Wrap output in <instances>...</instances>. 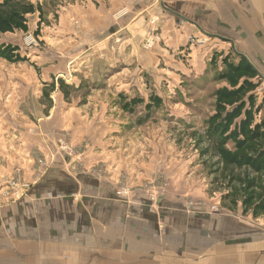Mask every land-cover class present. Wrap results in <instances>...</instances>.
Instances as JSON below:
<instances>
[{
  "label": "rangeland",
  "instance_id": "374dc122",
  "mask_svg": "<svg viewBox=\"0 0 264 264\" xmlns=\"http://www.w3.org/2000/svg\"><path fill=\"white\" fill-rule=\"evenodd\" d=\"M28 1L41 8L28 16L29 30L2 35V42L20 47L23 61L0 57V264H207L221 245L231 255L238 252L239 241L226 238L228 227L220 217L235 215L232 220L253 231L256 224L222 207V189L211 184L210 166H204L206 158L190 136L213 112L215 88L227 85L216 81L223 56L237 62L238 49L221 48L223 38L214 42L213 36L189 33V53L211 42L214 49L204 62L184 52L182 61L166 63L154 47L144 46L152 29L133 47L111 36L118 20L115 14L104 19L101 12L110 10L113 0ZM141 17L148 28L150 21ZM155 36L154 45L162 42ZM146 53L152 54L143 59ZM262 77L256 91L260 100ZM152 95L163 104L148 114ZM134 98L145 102L127 111L125 104ZM53 169L109 184L125 200L142 192L154 211L170 212L165 204L177 203L208 214L182 220L178 229L166 228L159 247L149 239V245L137 248L141 252H124L121 258L99 252L94 238L87 250L64 248L38 256L28 247L35 237H27L10 210L24 200L31 208L33 189ZM214 206L221 211L214 212Z\"/></svg>",
  "mask_w": 264,
  "mask_h": 264
},
{
  "label": "crops",
  "instance_id": "0c3cea01",
  "mask_svg": "<svg viewBox=\"0 0 264 264\" xmlns=\"http://www.w3.org/2000/svg\"><path fill=\"white\" fill-rule=\"evenodd\" d=\"M101 13L104 19L115 14L118 21L113 25L111 36L118 37L116 41L127 47L142 41L147 30L152 29L162 38L160 45L153 46L154 50L166 63L182 61L184 52L194 62H204L219 37L226 40L221 48L228 45L237 48L239 55L247 58L264 76V0H113L112 8ZM119 15L123 16L118 18ZM142 15L150 21L148 28L144 23L142 27ZM154 17L158 21L153 24ZM104 19H99V25ZM198 32L215 37L214 42L203 51L189 53L187 36ZM150 54H143V59ZM178 68L183 67L178 65ZM37 184L32 191L35 199H32L31 208L24 200L12 205L10 211L16 212L15 219L23 223L21 227L27 237H35L28 247L38 256L59 253L64 248L87 250L89 241L94 238L99 252L115 253L121 258L124 252H130L127 255L141 252V248L140 251L137 248L149 245V239H154V245L159 247L166 228L178 229L181 226L177 223L182 220H197L208 214L196 209L190 211L177 203L165 204L170 212L154 211L142 192L136 193L134 199L125 200L109 184L87 175L73 178L56 169ZM6 211L8 209L1 212L6 215ZM235 213L239 215L241 207ZM232 217L235 215L226 213L220 218H223L224 227H228L224 235L239 241V251L231 255L232 251L221 245L208 257L207 264H264V218L245 216L256 224L257 229L253 231V226L245 227ZM73 230L79 233L68 234ZM76 238H80L79 244Z\"/></svg>",
  "mask_w": 264,
  "mask_h": 264
},
{
  "label": "trees",
  "instance_id": "16d2710c",
  "mask_svg": "<svg viewBox=\"0 0 264 264\" xmlns=\"http://www.w3.org/2000/svg\"><path fill=\"white\" fill-rule=\"evenodd\" d=\"M40 10L39 4L28 0H0L1 58L23 61L20 47L2 42V35L27 32L28 16ZM230 57L223 56V68L216 75V81L227 85L215 88L213 112L190 136L200 157L206 158L204 166H210L211 184L222 189V207L232 212L241 207L243 215L264 218V97L260 100L256 94L263 77L244 56L237 62ZM144 102L134 98L125 108L129 111ZM162 104L160 97L152 95L146 104L148 114Z\"/></svg>",
  "mask_w": 264,
  "mask_h": 264
},
{
  "label": "built area",
  "instance_id": "2783aa9c",
  "mask_svg": "<svg viewBox=\"0 0 264 264\" xmlns=\"http://www.w3.org/2000/svg\"><path fill=\"white\" fill-rule=\"evenodd\" d=\"M157 40H159V39H158L157 36H155V33L153 32L152 34H149L148 39H147V40L145 41V43H144V46H145L146 48L150 49V48H152V47L154 46V43H155ZM200 41H201V40H200ZM18 172H19V170H18ZM13 184L16 185L15 182H13ZM118 193H119V194H122L121 191L118 192ZM150 199H151L152 201L155 202V201H156V197H155V195H154V194L150 195ZM186 209H188V208L186 207ZM213 210H214V212H220V211H221V209H220L218 206H214V207H213Z\"/></svg>",
  "mask_w": 264,
  "mask_h": 264
},
{
  "label": "water",
  "instance_id": "95a60500",
  "mask_svg": "<svg viewBox=\"0 0 264 264\" xmlns=\"http://www.w3.org/2000/svg\"><path fill=\"white\" fill-rule=\"evenodd\" d=\"M262 76V75H261Z\"/></svg>",
  "mask_w": 264,
  "mask_h": 264
}]
</instances>
